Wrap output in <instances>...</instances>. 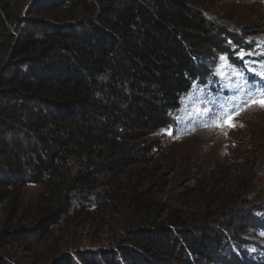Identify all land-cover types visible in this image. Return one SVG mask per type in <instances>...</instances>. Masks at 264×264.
Wrapping results in <instances>:
<instances>
[{
    "label": "trees",
    "instance_id": "trees-1",
    "mask_svg": "<svg viewBox=\"0 0 264 264\" xmlns=\"http://www.w3.org/2000/svg\"><path fill=\"white\" fill-rule=\"evenodd\" d=\"M24 3L0 0V208L13 221L34 185L46 194L44 217L0 242L41 236L75 198L94 196L98 169L143 162L144 140L170 126L193 85L213 89L210 54L225 53L251 80L231 51L242 37L208 22L209 0H39L22 12ZM240 198L223 214L191 217L132 197L133 222L113 250L75 248L51 264H264V252L250 256L252 244L236 238L238 213L264 229Z\"/></svg>",
    "mask_w": 264,
    "mask_h": 264
},
{
    "label": "rangeland",
    "instance_id": "rangeland-1",
    "mask_svg": "<svg viewBox=\"0 0 264 264\" xmlns=\"http://www.w3.org/2000/svg\"><path fill=\"white\" fill-rule=\"evenodd\" d=\"M38 1L25 0L22 12ZM206 18L232 36L242 37V50L253 53L244 57L251 80L237 75L225 53L210 54L213 89L207 82L193 85L180 100L181 108L173 114L170 126L144 140V161L120 163L111 171L98 169L96 195L75 198L64 216L48 222L46 232L36 231L41 236L32 232L26 240L5 236L7 242H0V264H51L59 253L75 248L113 250L118 236L133 222L124 208L132 197L192 217L223 214L222 203L241 193L240 200L252 208L253 216L264 219V109L242 112L236 118L242 127H215L224 115L217 110L219 104L229 101L237 85L247 82L264 89V78L259 75L264 72V0H209ZM224 40L222 47L226 48ZM231 51L238 57L240 50ZM222 56L226 61L220 60ZM222 64L228 65L223 76L218 71ZM45 195L43 188L27 185L13 221L0 208V233L22 227L32 231L44 217ZM238 215L241 229L236 238L252 244L244 251L250 256L263 253L264 229L248 228L246 217Z\"/></svg>",
    "mask_w": 264,
    "mask_h": 264
},
{
    "label": "snow or ice",
    "instance_id": "snow-or-ice-1",
    "mask_svg": "<svg viewBox=\"0 0 264 264\" xmlns=\"http://www.w3.org/2000/svg\"><path fill=\"white\" fill-rule=\"evenodd\" d=\"M237 56L243 60L245 55H252L253 53H245L240 50L236 53ZM222 62L226 61L225 57H220ZM228 65L222 64L221 68L218 69L221 76L224 75L223 68ZM261 78H264V72L259 73ZM238 93L239 95H236ZM252 107H258L264 109V89L258 90L254 85L245 82L242 85H237L235 88V93L229 99L226 104H219L218 111L223 113L221 120H218L215 127L234 129L236 127H242L236 122V118L241 115L247 109ZM215 115V113H213Z\"/></svg>",
    "mask_w": 264,
    "mask_h": 264
}]
</instances>
